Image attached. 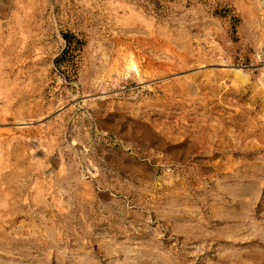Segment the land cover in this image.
Returning <instances> with one entry per match:
<instances>
[{"label": "rangeland", "instance_id": "obj_1", "mask_svg": "<svg viewBox=\"0 0 264 264\" xmlns=\"http://www.w3.org/2000/svg\"><path fill=\"white\" fill-rule=\"evenodd\" d=\"M130 1L169 8L180 36L174 0H0V142L3 118L66 105L108 157L73 140L88 182L73 214L58 203L56 237L33 247L0 238V264H264V0L252 21L183 0L185 47L163 63L130 31ZM215 15L229 39L199 41Z\"/></svg>", "mask_w": 264, "mask_h": 264}, {"label": "crops", "instance_id": "obj_2", "mask_svg": "<svg viewBox=\"0 0 264 264\" xmlns=\"http://www.w3.org/2000/svg\"><path fill=\"white\" fill-rule=\"evenodd\" d=\"M213 1L217 7L233 8L232 13L236 12L243 19L252 21L257 16L259 0ZM173 2L172 15L175 21L179 22L175 29L180 36L177 35L176 38L171 37L169 8L156 17L145 14L141 5L132 1L123 2L125 5L122 6L128 10L125 11L129 19L127 25L130 31L137 35L135 38L143 43L146 56L156 57L155 60L160 63L169 59L173 39L178 49L185 47V43L180 41L184 35L180 22L182 15H188V10L183 6V0ZM191 12L204 16L205 8L199 4ZM240 31L241 41H244L246 46L253 44L252 39H256V33H251L249 38L242 28ZM227 34L228 27L223 22V17L215 15L205 20L198 40L209 42L208 37L211 36L212 43V36H215L227 41ZM216 49L217 57L220 51L219 47ZM61 99L71 103L76 98H68L65 95ZM77 99L86 103L88 98ZM50 101H53L52 98ZM12 115L7 119L3 118L1 127L0 238L3 245L5 241L9 242L8 246H14L16 241H23L26 246L33 247L35 241L41 240L42 237L49 240L56 237L55 232L61 224L57 217L58 203L62 209L61 215H72L74 187L79 188L80 185V189L84 191L88 186V182L78 172V167H74L79 161L70 157L73 140L85 145H89L90 140H93L92 143L99 147L98 152L103 158L108 157L105 149L101 148L103 144L96 138H91L88 131L85 135L82 134V124L79 125L80 120L72 115L71 107L65 105L57 112L26 111L14 112ZM110 193L103 191L101 195L111 198L113 193ZM88 198L89 193L84 196L82 192L81 199L87 202Z\"/></svg>", "mask_w": 264, "mask_h": 264}]
</instances>
